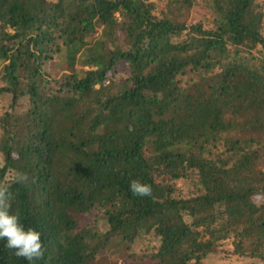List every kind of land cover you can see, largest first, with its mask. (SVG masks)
Listing matches in <instances>:
<instances>
[{
	"label": "trees",
	"instance_id": "16d2710c",
	"mask_svg": "<svg viewBox=\"0 0 264 264\" xmlns=\"http://www.w3.org/2000/svg\"><path fill=\"white\" fill-rule=\"evenodd\" d=\"M262 2L0 0V183L36 264H202L227 240L264 262ZM6 243L0 264H28Z\"/></svg>",
	"mask_w": 264,
	"mask_h": 264
},
{
	"label": "clouds",
	"instance_id": "9594fccd",
	"mask_svg": "<svg viewBox=\"0 0 264 264\" xmlns=\"http://www.w3.org/2000/svg\"><path fill=\"white\" fill-rule=\"evenodd\" d=\"M27 176L19 173L16 177L18 183H24ZM130 191L139 197H150L152 187L142 184L138 180H132ZM12 193L7 183H0V239H7L6 248L14 250V255L25 259L28 264H36L43 258L44 246L41 241V233L33 228L27 230L20 223L17 213L10 214Z\"/></svg>",
	"mask_w": 264,
	"mask_h": 264
},
{
	"label": "rangeland",
	"instance_id": "374dc122",
	"mask_svg": "<svg viewBox=\"0 0 264 264\" xmlns=\"http://www.w3.org/2000/svg\"><path fill=\"white\" fill-rule=\"evenodd\" d=\"M149 2H157L158 0H148ZM264 3V0H262ZM190 13V21L191 23H195L200 20V18L204 17L205 11L202 8L195 7L192 9ZM99 37H104V31L103 29H99L98 31ZM61 55V54H60ZM60 55H54L52 60L46 61L43 66V71H45L49 75L50 80L58 81L59 83L62 80V67L64 66V61ZM2 66V63H0V68ZM122 74H128V70L124 64H119L116 68V77L120 78ZM1 105L4 106V108L8 107L9 105V98L3 97L0 98ZM3 165L2 157L0 156V167ZM185 183V182H184ZM183 182L177 183L179 185V189L182 192H186L187 189L186 184L185 186ZM231 241L227 240L225 243H223L221 246H219L215 253L211 254L208 259L202 262V264H264V262H258L253 261L248 258L240 259L237 256L232 255V248L230 245ZM156 246H158L157 240H149L148 238L143 237L142 239L138 240L135 245L132 247V250L130 253H143L145 252L144 249L147 248L149 251H152ZM116 257V256H115ZM110 262H105V264H124L123 261L116 257L111 258L109 257Z\"/></svg>",
	"mask_w": 264,
	"mask_h": 264
}]
</instances>
